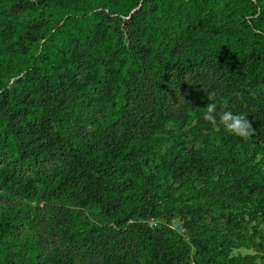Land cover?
<instances>
[{"label": "trees", "instance_id": "1", "mask_svg": "<svg viewBox=\"0 0 264 264\" xmlns=\"http://www.w3.org/2000/svg\"><path fill=\"white\" fill-rule=\"evenodd\" d=\"M146 68L154 94L139 110L129 73ZM180 88L186 102L167 110ZM208 103L246 115L254 135L215 132ZM0 193L16 201L0 203V264L93 251L98 264H215L161 221L197 228L226 199L264 218V0H0Z\"/></svg>", "mask_w": 264, "mask_h": 264}, {"label": "rangeland", "instance_id": "2", "mask_svg": "<svg viewBox=\"0 0 264 264\" xmlns=\"http://www.w3.org/2000/svg\"><path fill=\"white\" fill-rule=\"evenodd\" d=\"M4 2L6 0H3ZM128 16H123L120 21L119 29L124 32V39L129 41V35L126 33V21ZM171 36V35H170ZM148 68L142 73L130 72L131 83H134V90L140 92L139 110L141 107L147 108L149 106L148 98L151 97L154 92L149 87L148 83ZM11 80L8 85L11 84ZM188 89V87H187ZM180 92L174 96L173 99L166 103V109L172 112L181 110V106H176L174 103L178 102L177 96L183 95L185 98L186 91ZM144 96V97H143ZM174 102V103H173ZM136 124L133 125L131 130H134ZM58 161L51 158L50 160L36 161L29 165L26 173H32L33 170L38 169L40 172H46L51 166L57 165ZM187 187L179 190L177 196L178 204L183 203L181 206L189 205L187 200L190 196L186 194ZM216 194H218L216 192ZM6 197L0 193V203L12 204L16 202L14 199H5ZM196 196L193 197L195 199ZM238 201V199H237ZM19 204V203H17ZM236 203H232L229 200H225L223 203H218L213 207V214L211 216H205L204 219L199 221L198 227H191L189 224H185V221L177 214L171 217L169 220H163L161 223L168 226L189 246L190 256L193 255L196 243L198 241L205 242L210 250V261L215 264H264V218L258 216L254 219L251 215H247L237 208ZM67 206V204H65ZM40 210L44 216L58 215L61 211L57 205H39ZM83 215L92 218L100 225H106L107 219L102 217L101 219L95 218L94 215H89V212H83ZM50 218V217H48ZM47 224L52 225V221L49 222L46 218ZM41 237L47 241V243H57L58 237L55 233H47L46 226L38 228ZM85 264H98V254L93 251L87 255Z\"/></svg>", "mask_w": 264, "mask_h": 264}, {"label": "clouds", "instance_id": "3", "mask_svg": "<svg viewBox=\"0 0 264 264\" xmlns=\"http://www.w3.org/2000/svg\"><path fill=\"white\" fill-rule=\"evenodd\" d=\"M177 99L178 102H173L176 106H180L183 102H186L181 94L177 96ZM208 99L210 101L214 100L215 93L208 94ZM223 107L225 110L217 113V104L208 103L206 111L203 113V119L210 122L215 132H220L222 127L227 133L242 139H248L254 135L255 130L246 115L234 113L231 109H228L226 104Z\"/></svg>", "mask_w": 264, "mask_h": 264}, {"label": "built area", "instance_id": "4", "mask_svg": "<svg viewBox=\"0 0 264 264\" xmlns=\"http://www.w3.org/2000/svg\"><path fill=\"white\" fill-rule=\"evenodd\" d=\"M158 222V219L156 217H150L149 220L147 221L148 226L155 225ZM193 264V263H192Z\"/></svg>", "mask_w": 264, "mask_h": 264}]
</instances>
